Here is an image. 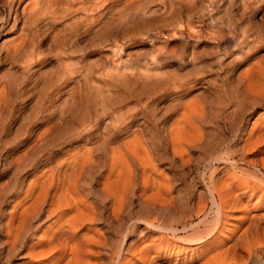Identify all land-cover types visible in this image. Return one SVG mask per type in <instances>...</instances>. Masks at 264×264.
I'll return each mask as SVG.
<instances>
[{
	"label": "rangeland",
	"instance_id": "rangeland-1",
	"mask_svg": "<svg viewBox=\"0 0 264 264\" xmlns=\"http://www.w3.org/2000/svg\"><path fill=\"white\" fill-rule=\"evenodd\" d=\"M92 1L0 0V240L28 183L107 133L100 168L83 181L98 198L113 148L136 137L145 144L130 159L136 185L125 220L104 206L101 260L117 264L123 221L133 218L123 254L131 264H264V166L247 162L264 159V147L246 142L264 103L245 93L247 71L264 61V0ZM49 126V141L39 140ZM170 130L186 143L183 153L172 149ZM228 151L237 168L214 163ZM146 161L163 181L144 184ZM213 170L217 186L235 180V200L199 238L183 224L217 220ZM8 263L0 248V264Z\"/></svg>",
	"mask_w": 264,
	"mask_h": 264
},
{
	"label": "bare ground",
	"instance_id": "bare-ground-1",
	"mask_svg": "<svg viewBox=\"0 0 264 264\" xmlns=\"http://www.w3.org/2000/svg\"><path fill=\"white\" fill-rule=\"evenodd\" d=\"M101 1L106 2L108 0H93L92 4L95 5V8L103 7L97 5ZM247 72V82L245 84L247 97L254 104L264 103V61L258 60L252 64V67ZM60 113L62 116L65 114L63 108L60 109ZM258 121L259 123L249 132L246 138V142H254L251 149H256V152L260 150L259 147H264V115ZM49 130L51 131L50 126L39 135V140L42 139L43 142L49 141L51 136ZM109 138H112V135L104 133L98 141H95L96 144L94 146H90L91 142H88L85 147H78L77 152L69 158L59 161L41 179L28 183L21 201L16 203L14 210L10 211L5 222L1 223L5 227L3 230L4 234H2L0 240V248L6 253L8 264H14L10 259L17 257L27 258V261L23 264H109L101 260V257L105 254L103 248L107 245V240L105 239L106 231L98 228L97 225L104 222L103 209L107 201L111 203V215L114 219H123V213L128 211L129 206L131 207L130 204L136 184L133 180V167L130 159L131 156L137 158L135 153L138 156L139 154L141 155L140 147L142 145L140 147L139 145L145 144L143 137L140 139L134 137L135 139L127 142L126 148L122 144L123 150L113 148L110 170L107 178L100 184L101 187L98 192L101 194V198H98L93 196L95 195L93 186L88 184L85 187L83 181L87 174L100 168L99 151L107 147ZM169 138V143L174 151L182 152L185 150L186 143L184 146L180 140L181 137L179 138L172 130H170ZM194 140L197 143L200 142L198 138ZM193 144L195 145L196 143ZM34 149L35 143L29 152L33 153ZM142 157L144 158V156ZM214 160V163L227 162L234 168L238 166V161L232 159L230 151L226 152L224 156L214 158ZM148 162L150 163L151 160L149 159ZM247 162L256 169L264 166L263 157L262 159L257 157ZM141 164L143 166L142 179L144 184L149 179L163 181L161 178H151L150 171L152 170L149 171L148 167H146L147 161ZM214 171L209 175L211 183L209 191H211L212 195L213 208L215 207L216 213H218L217 220L212 223L211 220L205 219L206 215L194 225L183 224L185 230L189 227H196V234L199 235V238L209 235L214 225L217 226L221 223V217L224 214L223 210L226 207L228 209V206L235 200L232 192V187L237 185L235 180L231 179L229 183L217 186L215 184ZM154 184L156 183L154 182ZM91 197L92 199H90ZM211 211L214 210L212 209ZM127 214L129 215V212ZM45 221H50V223L45 228H41L42 223ZM145 222L159 229V231H169L175 236L180 232L179 227L174 225L164 226V224L157 225L150 221ZM123 223L121 247L117 251V264H131L130 261L124 259L123 254L128 251L124 247V243L133 232L135 220L129 218ZM202 223L205 225L203 224V229L202 227L200 229L198 226ZM163 236L166 237L164 234ZM165 240L162 239V241Z\"/></svg>",
	"mask_w": 264,
	"mask_h": 264
}]
</instances>
